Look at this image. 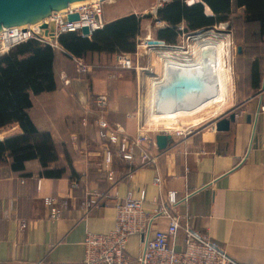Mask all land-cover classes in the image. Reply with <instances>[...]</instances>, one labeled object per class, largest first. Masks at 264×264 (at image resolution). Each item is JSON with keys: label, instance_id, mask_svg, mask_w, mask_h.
Masks as SVG:
<instances>
[{"label": "crops", "instance_id": "0c3cea01", "mask_svg": "<svg viewBox=\"0 0 264 264\" xmlns=\"http://www.w3.org/2000/svg\"><path fill=\"white\" fill-rule=\"evenodd\" d=\"M232 2L242 14L243 9ZM92 58H106L110 64H89ZM115 59L116 54L89 53L83 58L87 65L83 73L77 71L73 59L68 63L60 59L57 88L32 95L31 119L61 145L58 164L67 171L61 178H48L40 175L38 160L25 163L29 175L0 163V264L81 260L86 234L106 233L115 226L112 203L93 208L84 216L81 201L85 187L110 190L120 197L129 193L139 197L144 190L150 210L157 206L154 201L160 193L165 197L167 192L176 191L180 199L177 211L191 214L196 229L208 232L237 261L264 264V76L259 88H252L250 83L235 86L231 68V96L223 112L219 110L209 119L205 116L201 127L192 132V123L179 124L174 129L189 131L182 136L174 133L166 149L152 148L154 165H133L114 154L112 165L119 181L112 185L104 161L107 150L115 153L118 146L109 136L121 140L123 133L117 125L132 137L146 128L153 137L159 126L146 122V104L142 105L139 97L140 72H122ZM98 66L104 68L95 72ZM91 72L97 76L88 82L84 74ZM101 94L108 97L103 110L96 105ZM221 120L227 121V129H218ZM14 128L19 131L7 137L22 133L19 126ZM157 175L160 185L154 183ZM74 178L81 179V186L71 190ZM49 196L67 199L59 219L50 216L45 204ZM167 226L166 217L154 224L155 229Z\"/></svg>", "mask_w": 264, "mask_h": 264}, {"label": "built area", "instance_id": "2783aa9c", "mask_svg": "<svg viewBox=\"0 0 264 264\" xmlns=\"http://www.w3.org/2000/svg\"><path fill=\"white\" fill-rule=\"evenodd\" d=\"M171 1L173 0H156L155 8L159 9ZM104 12L105 0H91L54 11L47 17L48 19L40 23L4 28L0 32V59L16 46L29 40H37L53 48H59L58 38L63 33L78 32L90 38L96 30L106 24ZM74 14L79 16L78 19L69 20V16ZM52 22L53 31L50 25ZM43 23H46L47 27H42ZM85 26L89 27L88 35L82 33V28ZM180 28L184 30L183 26ZM213 28L219 29L216 25ZM146 45L151 47L149 42L144 44L145 47ZM163 45L177 46L167 42ZM116 59L122 68H135L129 53H120ZM77 67L80 73L87 71V65L82 59H77ZM107 102V95L97 96L96 105L100 110L105 109ZM117 130L123 133L121 140L109 136L118 146L115 153L110 149L107 150L104 161V170L112 185L119 181L112 165L114 154L133 165H154L155 156L151 149L158 147L156 140L142 133L143 131L132 137L124 134L119 125ZM188 131V128L177 129L176 135L182 136ZM154 183L160 185V175L155 177ZM80 186V178H74L70 184L71 190ZM147 201L144 190L139 197H134L131 193L120 197L117 194L113 195L110 190L101 191L85 187L84 199L81 201L84 216H87L93 208L112 203L115 209V226L106 233L88 232L83 242V258L64 264H243L231 257L208 232L196 229L191 222V214H180L177 211L176 206L180 199L176 191L167 192L165 197L160 193L154 201L157 206L151 210L147 208ZM45 204L50 209L51 218L59 219L62 209L67 205V199L49 196L45 197ZM160 217L168 219L166 229L154 228L155 222ZM21 226L25 227V223L23 222ZM133 236L139 238L140 247L134 259L127 250L129 240Z\"/></svg>", "mask_w": 264, "mask_h": 264}, {"label": "trees", "instance_id": "16d2710c", "mask_svg": "<svg viewBox=\"0 0 264 264\" xmlns=\"http://www.w3.org/2000/svg\"><path fill=\"white\" fill-rule=\"evenodd\" d=\"M235 3L243 9L232 22L237 36L243 40L238 56L247 64L244 84L259 88L264 76V0H235ZM232 4V0H202L187 5L185 1L173 0L158 9L160 20L168 24L158 31V38L174 44L177 27L182 22L190 30L226 22ZM205 6L211 9L212 15L206 14ZM140 26V17L130 14L106 23L90 38L78 32L61 34L58 38L61 51L49 44L29 40L4 54L0 59V132L8 126L19 125L22 133L0 140V163L8 164L14 172L29 175L25 163L38 160L41 176H64L67 168L58 164L61 145L54 142L50 133L40 131L31 119L32 95L57 88L60 59L66 63L73 59L78 68L77 59L83 60L89 53H133ZM98 69L95 67L94 71ZM84 75L88 82L97 76L94 72Z\"/></svg>", "mask_w": 264, "mask_h": 264}, {"label": "bare ground", "instance_id": "6f19581e", "mask_svg": "<svg viewBox=\"0 0 264 264\" xmlns=\"http://www.w3.org/2000/svg\"><path fill=\"white\" fill-rule=\"evenodd\" d=\"M87 1L91 0L76 1L70 5L77 6ZM210 34L202 33L195 38L192 55L185 50V45L165 46L157 43L156 38L146 39V44L153 42L150 43V48L146 45L151 52L152 62L151 74L147 75L146 122L174 129L178 127L175 124L181 125L185 123V118H190L189 123L194 126L203 121L206 113L218 114L228 104L233 84V72L229 66L230 42L228 38ZM171 67L191 69L201 75L205 73L207 79L202 76L195 81L197 84L192 89V95L197 97L191 99L192 101L183 103L164 96L162 87L169 79L168 72ZM209 72L213 83L208 78ZM203 91L205 95H202ZM212 107L214 109L210 111Z\"/></svg>", "mask_w": 264, "mask_h": 264}, {"label": "rangeland", "instance_id": "374dc122", "mask_svg": "<svg viewBox=\"0 0 264 264\" xmlns=\"http://www.w3.org/2000/svg\"><path fill=\"white\" fill-rule=\"evenodd\" d=\"M183 1V0H182ZM197 1V0H195ZM195 1H186V4H191ZM188 2V3H187ZM156 0H105V12H104V20L105 23L110 22V20L112 18L115 17H119L122 15H130V14H136L138 17H140L141 19V26H140V33L136 38V49L133 53H129L132 57L133 60V69H129V68H122L121 66V71L122 72H129L135 75V73L137 74L140 72V79H141V89H140V93H139V97L141 100V103H143L142 105L145 104V97H146V92L148 89V82H147V75L151 74V68H152V62H151V52L149 50V48L145 47V40L149 39V38H158V31L164 27H167L168 24L167 22L160 20L159 16L157 15V13H155L156 11ZM205 11L207 13H210V10L208 7L205 6ZM239 14L237 13V9L234 5V3L232 4V9H231V14L229 16V20L226 22H221L223 23H227L226 25H222L221 23L216 24L217 28L219 29H215L213 28L215 25L211 26V27H206V28H210V29H205L202 30L203 28L197 29V30H190L187 28V24L185 22H182L181 24H179V26L177 27V39L175 41L174 44H182L185 45V50L188 51L189 55H192V50H193V45L195 42V38L199 35L202 34L201 31L202 30L203 33H211L210 35H218V36H223L225 38H228L229 42H230V47H231V52H230V66L233 69L234 73V85H244V75L247 74V64L245 63L244 59H240L238 54V47L241 46L242 47V43L243 40L240 39V37L237 36V29L235 28V26L233 25L232 20L238 16ZM120 18V17H119ZM221 24V25H220ZM181 26L184 27V30H181ZM42 43V42H41ZM170 44V43H169ZM57 51H61V47L59 48H55ZM106 54V53H105ZM110 54V53H107ZM107 56V55H106ZM117 58V55H116ZM103 58L100 59H90L88 61L89 64H96V65H106L108 66L110 64V61H108L106 58H104V60H102ZM114 60V58H113ZM116 60V59H115ZM111 61H112V55H111ZM117 66H119L118 62L116 61ZM100 66H98L99 68ZM101 69H103L104 67H100ZM124 70V71H123ZM135 70V71H134ZM237 76V78H236ZM133 79V78H132ZM134 80V79H133ZM144 109V107H143ZM214 107L210 108L209 110H213ZM143 113V117L145 114V111H141ZM223 112V110H222ZM212 115L213 117H216L218 114H211L206 113V117ZM205 119V117H204ZM203 119V120H204ZM186 122L185 123H189V121L191 120L190 118H185ZM205 121V120H204ZM204 121L201 122H197V124L194 125V127L191 128V132L194 129H198L199 127H201V125L204 123ZM16 126L19 125H12V126H8L6 128H4L1 132H0V139H4L5 137H7L8 135H11L13 133H15L16 131H19L18 128H14ZM175 126H178L177 124H175ZM20 127V126H19ZM188 127V126H186ZM156 134H154V136L152 137V139L156 140V137L158 135H169V137L171 138L172 135H176V129H165V126L159 125L156 126ZM149 128H146L145 130L143 129V132L145 135H149L150 133L148 132ZM190 132V133H191ZM177 137V136H176ZM169 138L168 143L171 142V139ZM168 146V144H167ZM164 147L163 149L167 148ZM157 150H163L160 149L159 146L156 148ZM128 253L132 256V257H136L138 255V250H139V240L137 237L135 238H131L129 243H128Z\"/></svg>", "mask_w": 264, "mask_h": 264}, {"label": "water", "instance_id": "95a60500", "mask_svg": "<svg viewBox=\"0 0 264 264\" xmlns=\"http://www.w3.org/2000/svg\"><path fill=\"white\" fill-rule=\"evenodd\" d=\"M82 1V0H0V32L4 28L12 27V26H20L25 24H36L43 22L44 19L49 17L52 12L60 11L66 9L72 2ZM198 2H202V0H197L191 4L192 5ZM158 12L156 9L155 13ZM212 15V12L209 13ZM78 15H70L69 20L78 19ZM51 31L54 30V23L51 24ZM42 27H47L46 23H43ZM210 29L203 28L202 30ZM202 30H199L203 33ZM82 33L84 35H88L90 33L89 27L85 26L82 28ZM157 43L164 44L166 41L164 39L158 38L156 39ZM153 43V42H149ZM242 51V47H238V52ZM169 79L163 85V93L164 96L171 98V100H179V102L190 101L197 96L192 95L193 90L196 86V80H199L200 77L204 76L205 73L197 74L191 69H184L179 67H171L168 72ZM207 74V73H206ZM208 78L212 80L213 77L208 74ZM213 87V84H212ZM215 88V87H214ZM213 88V89H214ZM212 89V90H213ZM211 91V89L209 90ZM202 95H205V91L201 92ZM199 98L201 94H199ZM192 101V100H191ZM230 118L235 119V113L230 115ZM217 127L219 130H225L228 127L226 120H221L218 122ZM169 135H158L156 137L157 145L160 149H163L167 146Z\"/></svg>", "mask_w": 264, "mask_h": 264}]
</instances>
